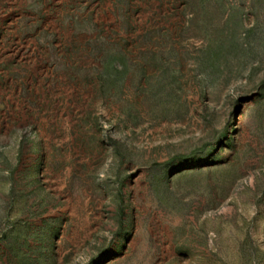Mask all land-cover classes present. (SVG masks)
Instances as JSON below:
<instances>
[{
	"label": "rangeland",
	"instance_id": "374dc122",
	"mask_svg": "<svg viewBox=\"0 0 264 264\" xmlns=\"http://www.w3.org/2000/svg\"><path fill=\"white\" fill-rule=\"evenodd\" d=\"M0 264H264V0H0Z\"/></svg>",
	"mask_w": 264,
	"mask_h": 264
}]
</instances>
